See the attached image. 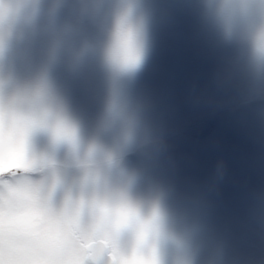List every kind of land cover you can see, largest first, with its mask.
<instances>
[{"label": "rangeland", "instance_id": "rangeland-1", "mask_svg": "<svg viewBox=\"0 0 264 264\" xmlns=\"http://www.w3.org/2000/svg\"><path fill=\"white\" fill-rule=\"evenodd\" d=\"M31 3V20L0 46V171L6 166L5 132L27 120L5 96L45 68L64 118L82 139L94 135L111 79L106 53L128 15L146 54L122 89L149 142L134 147L125 163L138 173L132 198L159 219L149 250L157 264H264V57L250 30H226L210 0ZM58 39L62 46L49 67ZM67 150L50 126L29 134L33 157L60 161ZM14 155L20 158L18 149ZM15 190L0 189V264H92L87 245L100 239L84 231L14 247ZM78 195L72 174L65 173L40 184L33 212L66 211ZM109 248L116 264H148L135 248L120 255Z\"/></svg>", "mask_w": 264, "mask_h": 264}, {"label": "clouds", "instance_id": "clouds-1", "mask_svg": "<svg viewBox=\"0 0 264 264\" xmlns=\"http://www.w3.org/2000/svg\"><path fill=\"white\" fill-rule=\"evenodd\" d=\"M219 9L226 30L246 26L258 53L264 57V0H210ZM31 0H0V46L13 31H20L31 20ZM58 39L48 53V66L55 63L61 49ZM145 48L131 17H122L115 38L106 53L111 74L109 92L96 131L87 140L79 129L64 118L63 101L55 92L47 68L30 82L18 86L10 96L17 110L27 117L25 125L50 126L57 139L66 142L64 158H36L35 166L24 168L11 194L14 211L13 246H23L43 238L56 242L58 233L84 231L96 239H106L118 255L132 249L148 250L158 237L159 219L142 210L131 196L138 173L125 159L129 152L147 144L148 137L140 118L123 92L122 81L141 68ZM78 59L83 52L74 54ZM4 87L0 82V90ZM65 173L72 174L74 189L67 210L57 209L51 215H37L41 183H51Z\"/></svg>", "mask_w": 264, "mask_h": 264}, {"label": "snow or ice", "instance_id": "snow-or-ice-1", "mask_svg": "<svg viewBox=\"0 0 264 264\" xmlns=\"http://www.w3.org/2000/svg\"><path fill=\"white\" fill-rule=\"evenodd\" d=\"M29 126H22L19 129H14L11 132H5L4 153L6 157V166L0 171V189L12 188L16 184L15 178L24 168L35 166L36 157L29 154L28 137L31 132ZM19 150L20 158L17 159L14 155L16 150ZM105 252L103 244H100L96 249V255ZM111 260V264H115L113 254L107 251ZM145 257L148 264H157L154 250L139 251Z\"/></svg>", "mask_w": 264, "mask_h": 264}, {"label": "water", "instance_id": "water-1", "mask_svg": "<svg viewBox=\"0 0 264 264\" xmlns=\"http://www.w3.org/2000/svg\"><path fill=\"white\" fill-rule=\"evenodd\" d=\"M100 244H103L105 252L96 255V249ZM89 250V260L92 264H111V260L107 251H110L109 244L105 240L93 241L87 245ZM113 254V253H112ZM113 258L116 264V257L113 254Z\"/></svg>", "mask_w": 264, "mask_h": 264}]
</instances>
